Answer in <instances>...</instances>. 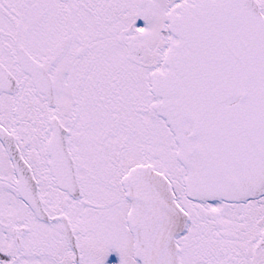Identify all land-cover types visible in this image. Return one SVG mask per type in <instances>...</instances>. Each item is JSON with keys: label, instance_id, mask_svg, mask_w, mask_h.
Listing matches in <instances>:
<instances>
[{"label": "snow or ice", "instance_id": "6c2138e0", "mask_svg": "<svg viewBox=\"0 0 264 264\" xmlns=\"http://www.w3.org/2000/svg\"><path fill=\"white\" fill-rule=\"evenodd\" d=\"M0 264H264V0H0Z\"/></svg>", "mask_w": 264, "mask_h": 264}]
</instances>
